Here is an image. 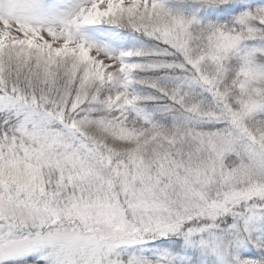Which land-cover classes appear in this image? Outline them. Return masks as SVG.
<instances>
[{
    "label": "snow or ice",
    "instance_id": "6c2138e0",
    "mask_svg": "<svg viewBox=\"0 0 264 264\" xmlns=\"http://www.w3.org/2000/svg\"><path fill=\"white\" fill-rule=\"evenodd\" d=\"M0 264H264V0H0Z\"/></svg>",
    "mask_w": 264,
    "mask_h": 264
}]
</instances>
